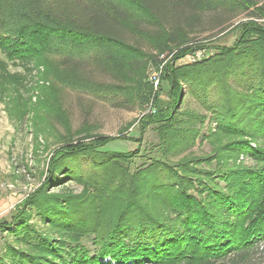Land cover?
<instances>
[{
    "label": "trees",
    "instance_id": "16d2710c",
    "mask_svg": "<svg viewBox=\"0 0 264 264\" xmlns=\"http://www.w3.org/2000/svg\"><path fill=\"white\" fill-rule=\"evenodd\" d=\"M219 1L179 0L176 5L169 0H131L137 14L123 1L101 0L104 6L98 7L78 0L79 15L62 20L57 9H41L34 0H0V88L10 87L19 97L34 72L51 73V56L56 57L54 66L83 76L85 68H96L90 64L96 59V42L140 55L130 63L127 77L133 78L155 57L123 34L157 43L162 52L174 50L172 45L182 57L192 50L190 38L180 26L168 29L166 18L182 7L196 13L223 8ZM251 3L260 10L251 15L263 18L264 7ZM144 24L156 31L144 32ZM242 32L234 47L209 62L164 67L160 80L170 83V100H155L145 119L160 124L158 132L171 150L196 139L195 124L205 117L189 107L181 110L185 92L213 113L218 132L239 140L227 151L248 153L264 165V151L251 149L248 142L264 139V24L250 21ZM147 81L140 84L139 94L145 104L155 91ZM45 108L47 115L54 113L67 124L62 105ZM124 139H100L94 148L70 142L56 153L42 188L12 218L14 234L25 248L8 246L0 259L3 264L7 259L8 264H251L256 252L264 251V166L212 170L195 162L209 163L211 157L177 165L161 145L159 158L149 156L147 164L133 166L139 147L133 153L98 151ZM66 181L82 185L81 194L48 192ZM32 210L39 217L36 223L49 227L48 234L33 223ZM2 224L10 231V223Z\"/></svg>",
    "mask_w": 264,
    "mask_h": 264
},
{
    "label": "rangeland",
    "instance_id": "374dc122",
    "mask_svg": "<svg viewBox=\"0 0 264 264\" xmlns=\"http://www.w3.org/2000/svg\"><path fill=\"white\" fill-rule=\"evenodd\" d=\"M6 1L24 3V0H1V3ZM77 1L34 0V3L41 9H57L62 20H67L71 13L76 12L79 15L77 7L75 8ZM116 1H123L132 13H137L138 8L131 0ZM169 1L178 5L179 0ZM84 2L98 7L104 6L101 0ZM219 2H223L222 6L226 9L206 8V11L196 13L188 7H182L174 14L176 16L168 15L167 28L171 30L172 27L180 26L190 38L188 46L192 47V50L182 57L172 45L170 47L174 50L162 52L157 43L123 34L129 43L155 57L153 64L145 63L143 69L133 78L127 77L132 66L130 63L135 58L140 59V55L127 54L123 50L96 42V59L90 63L96 64V68H85L83 76L54 66L56 57L51 56V73L46 69L39 73L34 72L28 78L26 88L21 89L19 97L10 87L6 86L7 91L0 88V223L4 220L10 223L8 232V224H2L4 228L0 227V259L5 257L8 246L25 248L26 244L23 245L22 241L19 243L20 240L14 234L17 227L13 225L15 218H12L21 211L23 204L42 188L50 174L53 157L67 143L73 142L71 145H88L94 148L98 146L96 143L101 141L100 139L125 137L127 140L109 143L98 151L133 153L139 147V155L134 156L131 161L133 166L147 164L149 156L159 158L160 153L157 150L161 146L162 151L168 149L164 151L167 159L177 165L187 159L204 160L211 157L212 161L209 163L195 162L206 168L211 166L212 170L235 166L240 170L252 171L264 166L260 159L248 153L237 155L227 151L228 145L238 144L239 140L218 132L212 119L213 113L203 110L196 100L185 92L181 97V110L189 107L205 117L203 122L195 124V129L199 131L198 137L196 134V139L180 145L182 149L168 148L158 132L160 124L145 119L152 114L155 100H170V83L164 80L165 78L160 80L165 66L183 69L195 63L209 62L217 58L220 52L234 47L239 42L245 23L254 21L264 24V17L258 19L257 16L251 15L260 12L251 2L261 8L264 7V0ZM229 8L235 9L229 11ZM143 29L148 34L156 31V28L148 24H144ZM145 80L155 89L147 104L139 96L142 87L140 84ZM55 103L62 105L67 124L54 113L47 115L45 106ZM259 141L261 144L248 141L250 148L264 151V139ZM218 154L220 155L217 158L214 157ZM215 158L217 160H214ZM216 179V183L222 188L225 187L222 180ZM60 191L80 195L83 187L76 181H66L63 186L48 188L49 193ZM31 214L33 223L43 234H48L51 231L48 226L36 223L39 221L37 212L32 210ZM261 241L264 245V238ZM85 244L91 246L90 240H85ZM0 264H3L1 260ZM5 264H8V259ZM251 264H264L262 249L256 252Z\"/></svg>",
    "mask_w": 264,
    "mask_h": 264
}]
</instances>
